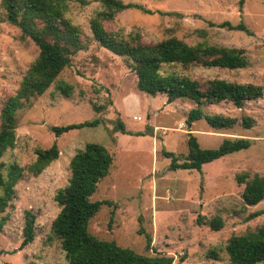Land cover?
Returning a JSON list of instances; mask_svg holds the SVG:
<instances>
[{
	"label": "rangeland",
	"instance_id": "1",
	"mask_svg": "<svg viewBox=\"0 0 264 264\" xmlns=\"http://www.w3.org/2000/svg\"><path fill=\"white\" fill-rule=\"evenodd\" d=\"M120 1L138 4L150 13L135 8L117 13L102 23L107 32L125 38L138 35L145 44L176 37L191 46L202 43L243 49L248 59L247 67L236 70L193 66L185 71L164 67L165 71L192 79L249 83L262 87L263 95L239 109L230 103L203 108L207 114L235 118L230 129L214 130L205 120L187 129L184 121L192 103L177 100L168 104L163 94L139 92L130 60L114 55L93 39L90 22L102 10L99 0H67L65 17L78 29L83 48L41 95L15 112L14 145L0 158L1 172L5 177L9 164L24 172L1 214L5 221L0 231V264H67L50 231L59 212L54 195L68 182L71 158L87 143L103 145L114 159L91 197L111 203L102 206L89 222L88 231L97 239L114 241L141 255L161 253L172 257L173 264H229L228 239L264 226V199L243 208L244 184L236 182L243 173L247 180L264 176V0H244L241 9L239 0ZM225 21L233 25L242 21L252 35L217 27ZM38 53L31 40L21 38L19 29L5 22L0 6V111L15 95ZM59 82L72 86L68 97L58 90ZM242 116L252 122L250 129L242 127ZM118 120L125 133L115 131ZM92 121L97 125L59 137L50 131L53 126ZM188 133L203 149H215L226 138H248L252 145L204 164L200 172L168 170L171 159L162 152H171L183 161ZM53 144L58 158L38 175L28 172L36 150ZM2 192L0 187V195ZM26 211L35 215V237L21 248ZM257 211L259 216L248 219ZM216 217L223 222L218 231L209 226ZM145 234L152 241L150 251L145 249ZM257 264H264V256Z\"/></svg>",
	"mask_w": 264,
	"mask_h": 264
},
{
	"label": "trees",
	"instance_id": "2",
	"mask_svg": "<svg viewBox=\"0 0 264 264\" xmlns=\"http://www.w3.org/2000/svg\"><path fill=\"white\" fill-rule=\"evenodd\" d=\"M102 10L91 19L93 39L114 55L130 60L131 70L137 77V90L151 96L163 94L168 104L187 101L193 104L185 118L186 128L205 120L214 130L232 128L235 118L220 114H207L204 107L230 103L242 108L245 102L262 97L263 89L253 84L229 82L214 78L207 80L192 79L164 67H177L185 71L193 66L236 70L247 67L248 59L243 49L209 46L206 44L188 45L184 41L170 37L155 44H145L138 35L122 37L107 32L104 21L112 20L117 13L135 8L146 13L150 11L133 3L120 0H99ZM244 0H239L242 8ZM5 22L17 27L21 38H28L38 48V57L30 65L20 81L15 95L8 98L0 111V158L14 145L16 126L15 112L27 104L32 97L41 95L54 82L60 72L69 67L71 57L83 48L78 29L65 17L67 0H0ZM174 14V13H169ZM219 28L252 33L242 21L233 25L228 21L217 25ZM58 90L66 97L72 86L59 82ZM97 108V107H95ZM99 109V108H97ZM241 125L252 127L248 117L242 116ZM97 121L53 126L50 131L59 137L72 130L94 127ZM115 131L125 133L123 122L118 120ZM187 154L183 161L163 151L164 157L171 159L168 170H189L200 172L204 164L218 160L226 155L248 149L252 141L248 138L224 139L215 149H203L195 136L187 134ZM35 161L27 167L33 175L40 174L45 167L58 158V148L36 150ZM113 156L101 144L87 143L78 150L69 162L70 176L66 186L56 191L54 201L59 212L51 223V234L59 241L67 264H173L174 259L161 253L146 256L117 245L114 241L100 240L88 231L90 220L102 206H111L107 200H92L98 183L105 178L113 165ZM0 162V231L5 219L1 214L9 206L14 196V186L22 178L24 170L16 164H9L3 177ZM237 184H244L241 199L243 208L255 206L264 199V176L254 175L247 180V174L236 177ZM260 211L248 216L255 218ZM212 230L223 227L219 217L209 222ZM138 234H144L139 231ZM23 239L20 247L31 244L35 237V215L30 211L24 214ZM145 249L152 250V241L145 234ZM229 264H257L264 256V226L244 235H232L225 246ZM210 253V252H209ZM213 256L215 255L212 253Z\"/></svg>",
	"mask_w": 264,
	"mask_h": 264
}]
</instances>
